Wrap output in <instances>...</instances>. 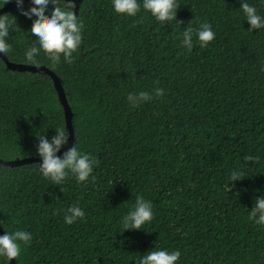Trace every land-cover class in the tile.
I'll return each instance as SVG.
<instances>
[{"label":"trees","instance_id":"obj_1","mask_svg":"<svg viewBox=\"0 0 264 264\" xmlns=\"http://www.w3.org/2000/svg\"><path fill=\"white\" fill-rule=\"evenodd\" d=\"M247 2L264 16L262 0ZM240 7L177 0L176 19L162 23L142 8L130 17L111 0L82 2L72 62L38 59L61 79L74 144L97 163L87 181L69 174L59 185L38 163L0 165L2 227L32 235L16 264H138L155 247L179 250L177 264H264V225L249 216L264 195V28L249 32ZM7 14L16 24L6 56L27 64L32 21L18 8ZM205 22L214 40L201 47L194 35L188 51L182 31ZM139 91L152 98L132 106L127 96ZM58 126L68 132L52 78L12 72L0 58V159L39 157L37 135L50 140ZM233 169L241 180L229 179ZM138 195L152 202L153 218L124 230ZM73 204L85 216L69 225L64 210Z\"/></svg>","mask_w":264,"mask_h":264},{"label":"clouds","instance_id":"obj_2","mask_svg":"<svg viewBox=\"0 0 264 264\" xmlns=\"http://www.w3.org/2000/svg\"><path fill=\"white\" fill-rule=\"evenodd\" d=\"M9 2V0H8ZM21 15L32 21L30 34L34 46H30L24 53V62L33 66H39L38 59L43 52L50 62V66H56L63 61L71 63L73 52L82 44L83 25L75 12L74 0H31L30 6L24 8V0H14ZM249 23V32L264 28V16L260 15L257 7L249 4L247 0H238ZM264 2V0H262ZM112 7L117 14L134 17L141 10L150 13L156 21L171 22L176 19L177 0H111ZM16 18L9 14L0 15V53L7 55L11 48L10 33ZM182 46L191 51L193 48V36L201 47H206L215 38L212 26L205 22L195 29L191 26L185 28L182 33ZM264 70V69H262ZM156 96H162L164 90L155 88ZM152 97L146 91L129 93L127 101L132 106L148 101ZM55 135L49 140L45 134L37 135L38 143L36 153L41 158L40 173L53 184L59 185L71 174L79 182L87 181L93 173V166L97 163L94 157L82 153L74 144L68 148L63 156L57 153L68 144V132L63 126L55 127ZM246 161L258 160L259 157L245 156ZM244 175L240 169H233L229 179L232 182L241 180ZM51 195V194H50ZM85 216V211L79 204H73L64 210V222L71 225ZM250 218L256 224L264 225V195L257 196L254 207L249 211ZM153 218V205L150 200L137 196L133 207L121 217V225L124 230H141L142 226ZM0 225L5 227L4 221ZM32 235L25 230L5 231L0 235V264H10L12 259H17L21 254V244H29ZM181 253L179 250L169 251L156 248L140 256L138 264H177Z\"/></svg>","mask_w":264,"mask_h":264},{"label":"water","instance_id":"obj_3","mask_svg":"<svg viewBox=\"0 0 264 264\" xmlns=\"http://www.w3.org/2000/svg\"><path fill=\"white\" fill-rule=\"evenodd\" d=\"M84 0H74V3L76 5L75 7V12L76 15H78V12L80 10L81 4ZM31 0H24V5L23 7H26L30 5ZM17 9V5L15 2H11L5 7L0 9V15H4L9 13L10 11H13ZM0 58L3 59V61L6 63L7 68L12 71V72H20V73H25V72H30V73H46L49 75L55 85V88L58 92L59 99L61 101V104L64 108L65 112V119H66V125L69 133V138H68V144L61 149L59 153H57L58 156H63V153L68 150V148H71L74 145V140H75V132H74V126H73V113L71 106L68 102L67 95L65 92V89L62 85L61 79L48 67L45 66H33V65H28V64H23V63H14L11 62L6 55L3 53H0ZM34 163H41V158L40 157H29V158H24V159H17L13 161H5L0 159V165L6 166V167H20V166H25V165H31ZM5 234V231L0 225V235ZM10 264H16V259H12L10 261Z\"/></svg>","mask_w":264,"mask_h":264}]
</instances>
